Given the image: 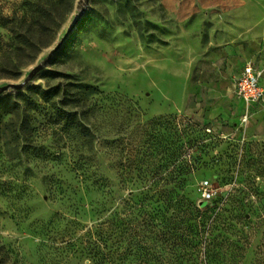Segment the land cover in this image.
Returning <instances> with one entry per match:
<instances>
[{
  "label": "rangeland",
  "instance_id": "obj_1",
  "mask_svg": "<svg viewBox=\"0 0 264 264\" xmlns=\"http://www.w3.org/2000/svg\"><path fill=\"white\" fill-rule=\"evenodd\" d=\"M248 1L88 0L72 27L83 0H0V86L63 39L0 94V264H99L94 242L110 264H264V96L228 91L246 63L264 83ZM189 200L231 213L198 243L163 237Z\"/></svg>",
  "mask_w": 264,
  "mask_h": 264
},
{
  "label": "trees",
  "instance_id": "obj_2",
  "mask_svg": "<svg viewBox=\"0 0 264 264\" xmlns=\"http://www.w3.org/2000/svg\"><path fill=\"white\" fill-rule=\"evenodd\" d=\"M58 1L61 2L62 0H58ZM85 88H88V86H85ZM57 93H59V91L58 89H55V88H51L48 90L38 89L39 98L48 104L51 103L53 106H55V102H53V96L55 97ZM59 103L61 104V102H58V104ZM18 109H19V104L17 102H13V109L12 110L6 109L4 112L14 113ZM0 115H5V114H0ZM9 115H13V114H9ZM56 115H59V117H61L62 119L64 118L69 119L75 114L72 111L65 110L64 108L59 107L56 110ZM232 199L234 198H231L230 201H232ZM235 200L237 202V206L241 208L246 206V203L243 202L245 200V196H238V198H236ZM228 206H231V205L228 204ZM226 212L231 213L230 209L229 208L227 209L226 207L222 208V211H218L213 214H211V210L209 209L200 211L195 206V204L189 200L186 206L183 207V205H181L180 208H178L177 211L174 213V215H172L169 218H165L163 237L167 239H171V238L178 239L180 241H183V239L184 240L188 239L189 242H191L192 244L198 243L201 240L205 232L211 233L214 229H216L217 226L221 224H225L227 222L229 216L224 215V213ZM241 216L243 217L248 216V212L243 213ZM181 224H184L187 226V229H188L187 234H183V232H180ZM107 239L108 237L100 236V241L105 242L107 241ZM91 250H93V254H92L93 257L96 259V261L99 262V264H110L111 252L101 250L97 242H94L92 244ZM258 253L260 254V251ZM260 255H261L260 256L261 260H264V255L263 257H262V254Z\"/></svg>",
  "mask_w": 264,
  "mask_h": 264
},
{
  "label": "built area",
  "instance_id": "obj_3",
  "mask_svg": "<svg viewBox=\"0 0 264 264\" xmlns=\"http://www.w3.org/2000/svg\"><path fill=\"white\" fill-rule=\"evenodd\" d=\"M261 70L251 63H246L238 75H236L233 86L235 95L240 98L244 105L248 106L264 96V87L260 84ZM246 117V115H245ZM209 193L203 192L202 199L206 200Z\"/></svg>",
  "mask_w": 264,
  "mask_h": 264
},
{
  "label": "crops",
  "instance_id": "obj_4",
  "mask_svg": "<svg viewBox=\"0 0 264 264\" xmlns=\"http://www.w3.org/2000/svg\"><path fill=\"white\" fill-rule=\"evenodd\" d=\"M238 6L239 7H238L237 12H239V14L242 18L241 23L244 21V19L248 20V22L251 24L260 21V18L264 19V1L261 3H258L255 0H251V1L246 2L243 6H240V5H238ZM244 13H245V15H244ZM254 33L255 34L262 33L264 35V26H258V25L255 26L253 28V30L250 32L251 38L254 36ZM242 67L239 70H237V72H235L231 75L230 80H229V86H228V91L230 92V94L235 96V98L239 101V103L241 105H243L244 103L240 98H238L235 95L233 82H234L236 75H238L239 72L241 71ZM260 84L264 87V83L262 82V77L260 78Z\"/></svg>",
  "mask_w": 264,
  "mask_h": 264
},
{
  "label": "water",
  "instance_id": "obj_5",
  "mask_svg": "<svg viewBox=\"0 0 264 264\" xmlns=\"http://www.w3.org/2000/svg\"><path fill=\"white\" fill-rule=\"evenodd\" d=\"M88 5V0H83V5L81 7V11L78 15V17L76 18L74 24L72 27L75 26L76 22L78 21L79 17L84 13L86 7ZM63 39L60 40V42H58L56 44V46L54 48H52L50 50V52L47 54L46 58L44 60H42L41 63H39L38 65L34 66L30 72L28 73V75L26 76V78L22 81V82H9L7 84H4L2 86H0V94L5 92V91H10V90H20L21 88L24 87L25 84H27L29 82V80L38 72L40 71L45 64L47 63V61L49 60V58L51 57V55L57 51L62 43Z\"/></svg>",
  "mask_w": 264,
  "mask_h": 264
}]
</instances>
